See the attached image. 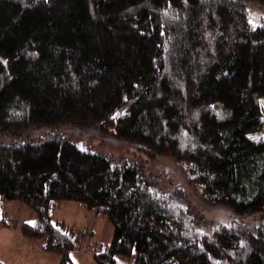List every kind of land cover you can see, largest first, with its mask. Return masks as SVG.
<instances>
[{"label": "trees", "instance_id": "obj_1", "mask_svg": "<svg viewBox=\"0 0 264 264\" xmlns=\"http://www.w3.org/2000/svg\"><path fill=\"white\" fill-rule=\"evenodd\" d=\"M70 124L173 159L197 198ZM263 128L264 0H0V206L32 208L23 232L60 264L79 232L51 210L69 201L113 228L96 264H264Z\"/></svg>", "mask_w": 264, "mask_h": 264}, {"label": "rangeland", "instance_id": "obj_2", "mask_svg": "<svg viewBox=\"0 0 264 264\" xmlns=\"http://www.w3.org/2000/svg\"><path fill=\"white\" fill-rule=\"evenodd\" d=\"M51 129V127L48 128V130ZM56 129L63 132L67 138L85 144L103 154H113L117 159L140 160L145 164L148 172L162 175L164 190H172L181 185L191 198H197L194 190L188 184L181 165L177 164L173 159H152L143 151L137 149V145L117 139L95 127L70 124L57 127ZM256 136L264 137V128L260 133L253 135V137ZM198 208L204 210L205 217L210 220L225 222V220L235 219L232 214L225 212L222 208H217L216 210L215 208L206 209L203 205H198ZM37 219V213L25 203L19 200H2L0 220L4 224L0 226V229H22L23 231L24 224H34ZM51 219L56 227L78 229L77 247L71 256L75 264H96L93 258L95 253L98 252L97 248L100 245L108 244L112 239L113 228L108 221L102 215H97L94 211H89L76 202L69 201L59 204L51 210ZM237 221L235 222L237 223ZM26 237L22 243L27 244L28 238L33 239L35 241L33 245L38 249L47 243V236L32 238L26 235ZM7 250L8 246L3 241H0V258ZM53 255L55 256H50V259L60 257V255L55 253Z\"/></svg>", "mask_w": 264, "mask_h": 264}, {"label": "crops", "instance_id": "obj_3", "mask_svg": "<svg viewBox=\"0 0 264 264\" xmlns=\"http://www.w3.org/2000/svg\"><path fill=\"white\" fill-rule=\"evenodd\" d=\"M3 236V237H2ZM27 237L22 229H0V241H3L8 250L0 258L4 264H60L61 258L50 259L55 256L46 249V243L36 248L33 239L28 238L27 244L22 241Z\"/></svg>", "mask_w": 264, "mask_h": 264}]
</instances>
